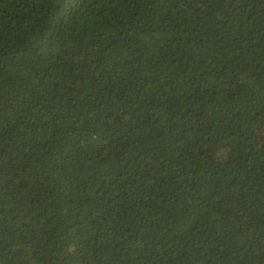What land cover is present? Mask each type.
Instances as JSON below:
<instances>
[{"label":"trees","instance_id":"16d2710c","mask_svg":"<svg viewBox=\"0 0 264 264\" xmlns=\"http://www.w3.org/2000/svg\"><path fill=\"white\" fill-rule=\"evenodd\" d=\"M0 264H264V0H0Z\"/></svg>","mask_w":264,"mask_h":264}]
</instances>
